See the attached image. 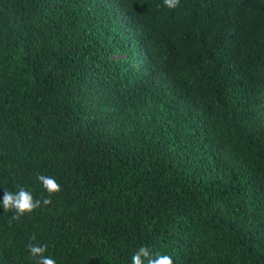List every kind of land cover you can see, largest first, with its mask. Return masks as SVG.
I'll list each match as a JSON object with an SVG mask.
<instances>
[{"label": "trees", "instance_id": "obj_1", "mask_svg": "<svg viewBox=\"0 0 264 264\" xmlns=\"http://www.w3.org/2000/svg\"><path fill=\"white\" fill-rule=\"evenodd\" d=\"M20 188L41 206L0 205V264H264V0H0V200Z\"/></svg>", "mask_w": 264, "mask_h": 264}, {"label": "clouds", "instance_id": "obj_2", "mask_svg": "<svg viewBox=\"0 0 264 264\" xmlns=\"http://www.w3.org/2000/svg\"><path fill=\"white\" fill-rule=\"evenodd\" d=\"M179 4V0H163V5L169 9H174ZM37 180L42 184L43 188L49 194V197L61 190V186L57 181L46 175L37 176ZM51 203L50 198L43 199V204L47 206ZM0 205L4 211H14L16 214L13 220H18L25 213H31L33 210L41 206V200L34 199L30 191L20 188L16 192L4 191ZM34 239V237H33ZM28 251L30 256L36 259V264H57L56 260L51 256H46V245L29 244ZM131 264H173V259L169 255L153 254L148 247L141 246L131 257Z\"/></svg>", "mask_w": 264, "mask_h": 264}]
</instances>
